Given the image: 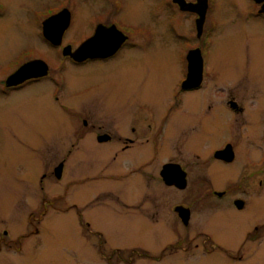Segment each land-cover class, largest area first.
Masks as SVG:
<instances>
[{
    "label": "flooded vegetation",
    "instance_id": "1",
    "mask_svg": "<svg viewBox=\"0 0 264 264\" xmlns=\"http://www.w3.org/2000/svg\"><path fill=\"white\" fill-rule=\"evenodd\" d=\"M156 51L165 60L152 55L161 63L154 69L145 56ZM226 52L233 66L264 70V0H0V147L69 142L76 153H100L105 166L117 165L74 184L125 181L138 190L127 200L152 203L61 208L65 196L48 189L58 206L22 203L10 221L0 215V264H60L51 256L60 248L55 213L73 216L75 251L65 264H264V93L256 84L264 76L255 72L248 87L240 76L224 79ZM137 68L144 74L132 76ZM116 84L123 93L110 97ZM145 90L152 101L140 99ZM55 111L59 126L49 131ZM35 116L44 124L31 130L25 120ZM6 160L0 180L32 197L30 175L19 177L21 164ZM46 165L40 193L51 177ZM18 178L21 186H11ZM163 185L189 190L205 208H160ZM151 186L157 191L145 196Z\"/></svg>",
    "mask_w": 264,
    "mask_h": 264
},
{
    "label": "rangeland",
    "instance_id": "2",
    "mask_svg": "<svg viewBox=\"0 0 264 264\" xmlns=\"http://www.w3.org/2000/svg\"><path fill=\"white\" fill-rule=\"evenodd\" d=\"M25 0H17L18 4H21ZM20 7V6H19ZM32 23L35 24V17L31 18ZM159 52H152L150 55H146L145 58L148 56L150 58V63L152 65V68L157 69L158 65L161 64L160 60L156 57H153L152 55H156L157 57L164 59L165 56L162 57V55ZM226 57L225 60L220 63L218 66L219 69L222 70L224 79L236 80L238 76H240V80L242 79L244 84H242L245 87H248V85L251 83V81L254 82L253 74L255 72H259V76H264V70L257 68H246L240 67V66H233L232 60L233 56H231L230 52L225 53ZM146 60V59H145ZM165 68L169 69L170 65L167 63ZM162 69L160 70V72ZM175 72V71H174ZM172 72V73H174ZM115 73V72H114ZM169 73V77H173L174 74ZM176 73V72H175ZM96 76L98 73L97 71H94L93 69H83V75H91ZM130 74L132 76H140L144 74L143 68H137L134 72L130 71ZM82 75V76H83ZM90 76L89 78H93ZM176 78V77H175ZM249 79V80H248ZM247 80V81H246ZM115 82L119 83L118 79H114ZM152 83H150L151 85ZM257 85H260V87L263 89L264 93V83L260 84L259 82ZM116 86V87H115ZM114 88L111 87V89L108 90V93L110 94V97H116L120 96V90L118 84H116ZM154 88V86L152 87ZM124 90V88H122ZM138 91L141 90V88L138 86L136 88ZM126 90L129 91V87L126 86ZM137 90L134 92V95L137 96ZM127 91V93H128ZM121 93L123 91L121 90ZM120 93V94H121ZM140 99H145L147 101L151 100L153 98L152 93H148L146 90L142 93ZM128 95H125L122 98H127ZM120 97V99H122ZM262 100L264 101V95L262 97ZM1 105V104H0ZM60 116V113L55 111V113H47V125L49 131L52 129H56V127L59 126L57 118ZM37 120H31L26 119V123L31 128V130L39 129L40 126H42L43 123V116H35ZM25 119V118H24ZM25 124V123H24ZM49 134L50 132H46ZM50 137L53 135L52 133L49 134ZM67 142L69 141L68 138L64 139ZM8 141L2 142L0 147V157L7 159L8 163L12 164H21V169H19L18 174L23 176L28 173L30 175V182L34 186H32V197H28L26 191H23L24 194H20L19 192L15 195L14 193L16 191H9L5 185L4 180L1 178L0 180V215L3 219H7L10 221L9 214L11 213V208H18L17 205L23 204H32V206L38 205L39 208H44V206H50L55 205L58 203L54 201L52 194L50 191H61L62 194L65 196L64 201L65 204L62 205L61 208H68L70 206H73L74 204L79 205L78 208L90 209V208H151L152 203H150V199L146 197L144 201L140 202L132 200H127V198L136 200L138 196H136V191L138 190L135 188L134 190H126L122 187V184L125 183V181H121L118 184L115 182H109V181H103V180H91L84 182L83 185H80V183H75V180L80 179V175L85 177V175H88L92 172H101L106 170H111L114 165H117L114 162H110V165L105 166L104 164L100 162L99 155L100 153H96L95 157H90L88 155H82L79 153L74 152L73 149L69 148V145L71 143L64 144L66 145L65 148H16L15 145H8ZM101 151V149H98ZM15 151V152H14ZM102 155H105V153H101ZM66 158V163L63 170V175L60 181H58V178H56L53 173L50 171L54 169L55 166L59 164V162ZM47 161V171L48 174L51 176L50 180L48 181V188L46 189V193H40L38 191V183L40 179V174L43 170V166ZM120 164L119 162H117ZM99 178V177H98ZM21 178H18L14 182L10 180L11 186H15L16 188H19L21 186L20 182ZM48 189L50 191H48ZM107 191L106 193H103ZM154 191H157V188L154 189L153 186L146 192L145 196H152ZM189 191V190H187ZM187 191H173L169 188H166L164 185L161 187L160 190V198L159 202L156 204L160 206V208H172V206L176 203L186 202L188 204H193L194 208H205L203 204L195 203L193 202L194 197H190L191 195L188 194ZM124 192V193H123ZM126 194V195H124ZM20 195H23L24 197H19ZM103 195V196H102ZM142 196V194H141ZM189 196V197H187ZM63 201V202H64ZM23 203V204H22ZM139 203V205H138ZM260 203V200H256L255 206H257ZM264 206V202L260 203L259 206ZM106 206V207H105ZM56 207V205H55ZM53 208V207H52ZM59 208V207H57ZM73 208V207H72ZM50 222L53 226V232L55 237L57 238V244L60 246V248L53 253V251H50L52 259H58L60 264H65L66 260H72L73 254L75 251V240L72 239V232H74V224H73V216L67 215V214H57L55 213L50 217ZM86 232H84L85 235ZM54 242V240L52 239ZM51 246V245H49ZM58 253L60 256H58ZM56 264V261L53 263Z\"/></svg>",
    "mask_w": 264,
    "mask_h": 264
},
{
    "label": "water",
    "instance_id": "3",
    "mask_svg": "<svg viewBox=\"0 0 264 264\" xmlns=\"http://www.w3.org/2000/svg\"><path fill=\"white\" fill-rule=\"evenodd\" d=\"M52 22L54 21H49V23H52ZM21 73L23 72L21 71ZM169 171H170L169 167H165V170L163 171V173L165 174V179H167L166 176L169 173ZM56 173H57V177L60 178L62 175V164L56 167ZM167 182L171 183L169 180H167Z\"/></svg>",
    "mask_w": 264,
    "mask_h": 264
}]
</instances>
